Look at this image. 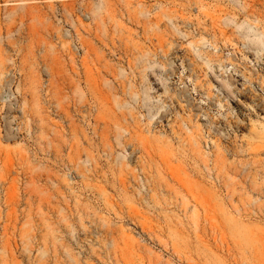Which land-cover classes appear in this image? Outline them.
Masks as SVG:
<instances>
[{"label": "rangeland", "instance_id": "374dc122", "mask_svg": "<svg viewBox=\"0 0 264 264\" xmlns=\"http://www.w3.org/2000/svg\"><path fill=\"white\" fill-rule=\"evenodd\" d=\"M245 30L264 0H0V264H264Z\"/></svg>", "mask_w": 264, "mask_h": 264}, {"label": "built area", "instance_id": "2783aa9c", "mask_svg": "<svg viewBox=\"0 0 264 264\" xmlns=\"http://www.w3.org/2000/svg\"><path fill=\"white\" fill-rule=\"evenodd\" d=\"M242 49L245 48V45L241 44L240 46ZM237 49H230L228 51H226L225 53V57H226V63L222 66V73L225 75L226 78H228V80L230 81V86L231 88L235 89L237 91V78L242 77V76H249L246 74V72H248L249 74H254L256 69L254 68H246V67H241V63L239 61V52H237ZM257 91L261 92V95H259V93ZM8 92L10 93V91L8 90L7 92L3 93L2 95H6L8 94ZM248 92L253 93L251 94V107H250V111H252L253 113H258V114H263L264 115V99L261 98V96L264 98V91L263 88H261V86L257 83H252L251 85V89L248 90ZM219 92L216 91V96L218 95ZM1 95V96H2ZM11 93L10 96L8 97V99H6L5 101L2 102H6L8 103V106H10V102H11ZM261 98V99H260ZM201 114V115H200ZM198 117L201 116V124L203 127V136L204 139L206 140H212L214 138L215 135H212L208 124L210 123V120L208 118V115L204 112L199 113L197 115ZM9 117V112L5 113L3 116L4 122L7 120V118ZM8 125L9 121H7ZM228 135V134H227Z\"/></svg>", "mask_w": 264, "mask_h": 264}, {"label": "bare ground", "instance_id": "6f19581e", "mask_svg": "<svg viewBox=\"0 0 264 264\" xmlns=\"http://www.w3.org/2000/svg\"><path fill=\"white\" fill-rule=\"evenodd\" d=\"M255 31V30H254ZM65 36L67 37V38H71V36H70V34H69V32H65ZM245 36L247 37V39H248V41H249V47H251L250 49H251V51H253L254 53L256 52V54L258 55V54H260L261 53V51H263L264 52V33L263 32H260V31H255L254 33H253V31H248V30H245ZM77 52V51H76ZM252 53V52H251ZM253 54V53H252ZM251 54V55H252ZM259 56V55H258ZM172 64V63H171ZM190 65V64H189ZM169 67H168V69L166 70V72H168V71H172V67L170 68V64L168 65ZM191 66V65H190ZM192 68V66L190 67V69ZM48 73V72H47ZM12 79V78H11ZM13 80V79H12ZM11 81H9L8 79H7V81L5 82V84H4V86L6 87V88H8V90L11 92V90H10V86L13 84V82H11ZM221 84H222V87H224V88H228V86L224 83V82H221ZM5 93V92H4ZM12 93V92H11ZM10 96V93L8 92V94H6V95H2V96H0V99L2 100V101H5L6 99H8V97ZM9 134V133H8ZM7 134V135H8Z\"/></svg>", "mask_w": 264, "mask_h": 264}]
</instances>
